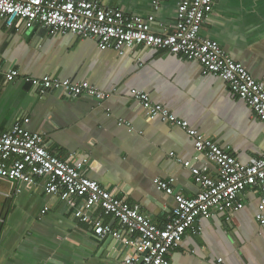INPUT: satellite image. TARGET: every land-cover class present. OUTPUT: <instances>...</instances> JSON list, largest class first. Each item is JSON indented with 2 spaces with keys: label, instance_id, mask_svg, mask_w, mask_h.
<instances>
[{
  "label": "crops",
  "instance_id": "0c3cea01",
  "mask_svg": "<svg viewBox=\"0 0 264 264\" xmlns=\"http://www.w3.org/2000/svg\"><path fill=\"white\" fill-rule=\"evenodd\" d=\"M92 1L132 17L154 16L160 32L174 30L179 3L162 0L156 8L153 0ZM200 35L219 42L264 83V0H215ZM0 63L20 72L13 82L0 78V130L18 121L41 133L61 159L73 165L87 159V177L140 205L158 225L168 221L175 199L155 179H173L176 192L193 197L200 185L184 161L206 175H219L216 161L197 151L190 129L244 164L264 155V119L221 76L206 73L199 60L183 54L144 45L119 54L114 48L101 49L95 37L52 33L40 22L29 27L22 18L8 26L0 17ZM44 75L88 80L110 96L72 97L62 90L40 94L24 78ZM134 90L145 91L189 126L149 117ZM0 181V264H115L132 253L121 239L98 237L93 223L76 215L70 202L48 193L43 183ZM263 196L261 190L247 189L244 208L230 220L218 212L201 219L202 233L188 232L172 251L171 264H264V223L258 219L264 214ZM45 207L49 210L42 213ZM84 210L126 234L113 215L99 208Z\"/></svg>",
  "mask_w": 264,
  "mask_h": 264
},
{
  "label": "built area",
  "instance_id": "2783aa9c",
  "mask_svg": "<svg viewBox=\"0 0 264 264\" xmlns=\"http://www.w3.org/2000/svg\"><path fill=\"white\" fill-rule=\"evenodd\" d=\"M161 2L153 0L156 8ZM214 4L215 0H179L172 32L158 31L154 26V16L132 17L119 8L92 0H0V17L8 26L22 18L27 21V26L40 22L52 33L71 32L83 38L95 37L101 49L114 48L119 54L136 45H144L199 60L206 73L221 76L232 91L264 119V83L256 80L241 62L226 53L219 42L200 35L204 22L214 11ZM19 76L17 69L5 70L0 63V78L13 82ZM24 78L40 94L62 90L72 97L89 95L100 100L110 96L88 80L73 81L51 75ZM132 93L149 117L158 116L182 128L189 126L188 121L177 118L164 105L152 102L145 91L134 90ZM190 133L197 138V151L216 161L219 175L211 177L192 166L191 161H184L200 185L199 192L193 197L176 192L172 186L173 179H155L158 188L175 199L164 225L155 223L141 211L140 205L130 204L114 190L87 177L83 172L87 159L79 165L61 159L49 149L41 133L26 129L18 121L7 130H0V179L19 186L43 183L48 193L57 194L70 202L76 215L84 216L93 223L98 237L112 235L123 240L132 253L115 264H171L172 251L187 233H202L198 226L201 219L210 218L218 212L227 215V220H230L236 211L244 208L243 195L247 189L261 190L264 194V155L253 163L244 164L233 153L195 129H190ZM16 190L19 191V188ZM78 198H82L83 203L77 205ZM263 207L264 196L262 210ZM85 208H99L104 214L113 215L125 227L126 234L114 230L99 216L90 218ZM48 210L49 207H45L42 213ZM258 219L264 223L263 212ZM218 261L221 263L222 259Z\"/></svg>",
  "mask_w": 264,
  "mask_h": 264
},
{
  "label": "rangeland",
  "instance_id": "374dc122",
  "mask_svg": "<svg viewBox=\"0 0 264 264\" xmlns=\"http://www.w3.org/2000/svg\"><path fill=\"white\" fill-rule=\"evenodd\" d=\"M3 184L2 181H0V185Z\"/></svg>",
  "mask_w": 264,
  "mask_h": 264
}]
</instances>
